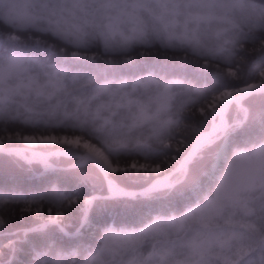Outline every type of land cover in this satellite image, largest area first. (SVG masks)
Returning <instances> with one entry per match:
<instances>
[{
    "label": "snow or ice",
    "instance_id": "snow-or-ice-1",
    "mask_svg": "<svg viewBox=\"0 0 264 264\" xmlns=\"http://www.w3.org/2000/svg\"><path fill=\"white\" fill-rule=\"evenodd\" d=\"M0 157V264H264V0H0Z\"/></svg>",
    "mask_w": 264,
    "mask_h": 264
},
{
    "label": "trees",
    "instance_id": "trees-1",
    "mask_svg": "<svg viewBox=\"0 0 264 264\" xmlns=\"http://www.w3.org/2000/svg\"><path fill=\"white\" fill-rule=\"evenodd\" d=\"M39 35L34 39H39ZM171 60V56L167 57ZM148 63H152L156 60L164 61L165 53L163 50L153 49L148 55L141 57ZM61 167H67V164H62ZM31 169V170H29ZM50 178L49 174L45 173L43 168L39 165H24L17 164L9 158L0 157V185L11 184L13 181H18L23 187L33 189L40 188L47 183ZM60 178H64V174H60ZM92 192L93 189L89 187L87 189ZM132 190H139L138 186H134ZM107 207L103 213H101L97 220L99 221V227H115L119 229L126 224H133L136 221L135 210L138 204L131 200H109L107 201ZM90 212L89 215H93ZM84 239L87 241V232L85 230Z\"/></svg>",
    "mask_w": 264,
    "mask_h": 264
}]
</instances>
